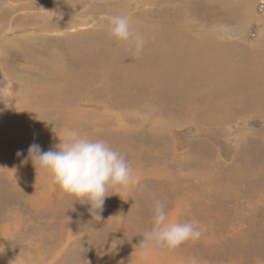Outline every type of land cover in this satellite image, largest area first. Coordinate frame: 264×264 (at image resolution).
<instances>
[{
    "label": "rangeland",
    "instance_id": "1",
    "mask_svg": "<svg viewBox=\"0 0 264 264\" xmlns=\"http://www.w3.org/2000/svg\"><path fill=\"white\" fill-rule=\"evenodd\" d=\"M2 1L0 264H264V0ZM116 14L147 37L139 57L108 36ZM68 130L138 177L103 222L21 164ZM157 199L202 235L141 256Z\"/></svg>",
    "mask_w": 264,
    "mask_h": 264
},
{
    "label": "clouds",
    "instance_id": "2",
    "mask_svg": "<svg viewBox=\"0 0 264 264\" xmlns=\"http://www.w3.org/2000/svg\"><path fill=\"white\" fill-rule=\"evenodd\" d=\"M106 30L111 39L126 45L133 56L139 57L143 53L147 37L134 28L129 16H108ZM57 139L58 143L49 150L44 151L39 143L33 142L26 156L22 150H18L16 155L24 156L21 164L31 161L36 172L40 170L49 176L75 202L88 205L91 220L103 222L105 200L114 195L109 193L118 195L120 190L138 183V177L126 158L104 139H93L74 130L66 131L62 138ZM165 209L164 202L154 201L152 225L137 245L141 256L154 249L172 251L201 237L199 227L191 222H171Z\"/></svg>",
    "mask_w": 264,
    "mask_h": 264
},
{
    "label": "bare ground",
    "instance_id": "3",
    "mask_svg": "<svg viewBox=\"0 0 264 264\" xmlns=\"http://www.w3.org/2000/svg\"><path fill=\"white\" fill-rule=\"evenodd\" d=\"M1 3H3V1L2 0H0V4ZM57 22H58V19H57ZM134 22V21H133ZM46 27H51V24H47L46 25ZM43 29H41V30H45L44 29V27H42ZM136 29V28H135ZM138 29V28H137ZM236 31V30H235ZM234 31V32H235ZM58 32H60V31H58ZM210 64H211V62H210ZM221 64V63H220ZM223 64V63H222ZM226 64H228V63H226ZM234 64V63H233ZM230 67V66H229ZM248 69V68H247ZM261 69V68H260ZM248 71H249V69H248ZM245 72V71H244ZM250 72V71H249ZM253 72V71H252ZM254 73V72H253ZM14 74V73H13ZM12 75V74H11ZM223 75V74H222ZM223 76H225V75H223ZM226 77H227V75H226ZM233 85H234V83H233ZM20 88V87H19ZM30 88V87H29ZM34 88V87H33ZM20 90V89H19ZM19 94H22V93H19ZM18 95V94H17ZM30 95V94H29ZM23 97V96H22ZM25 97V96H24ZM25 99V98H24ZM13 101V100H12ZM13 103V102H12ZM16 103H18L17 101H16ZM6 109V108H5ZM10 109V108H9ZM16 109V108H15ZM19 109V108H18ZM12 110V109H11ZM5 111H7V110H5ZM19 114V113H18ZM59 114V113H58ZM53 121H54V119H53ZM9 123V122H8ZM56 124V123H55ZM43 131H44V129H43ZM43 140V139H42ZM43 142V141H42ZM41 142V143H42ZM46 142V141H45ZM139 255V254H138ZM138 258V257H137ZM144 259V258H143ZM137 262H138V264H143L144 262H145V260H144V262L142 263V262H140L138 259H137ZM147 263V262H146ZM146 263H144V264H146ZM136 264V263H135Z\"/></svg>",
    "mask_w": 264,
    "mask_h": 264
}]
</instances>
